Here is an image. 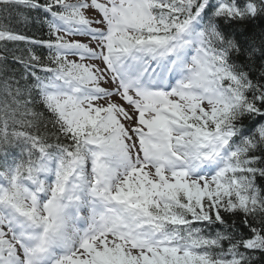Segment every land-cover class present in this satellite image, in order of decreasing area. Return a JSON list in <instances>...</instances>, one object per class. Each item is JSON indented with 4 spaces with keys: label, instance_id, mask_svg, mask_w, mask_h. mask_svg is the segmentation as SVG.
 <instances>
[{
    "label": "snow or ice",
    "instance_id": "obj_1",
    "mask_svg": "<svg viewBox=\"0 0 264 264\" xmlns=\"http://www.w3.org/2000/svg\"><path fill=\"white\" fill-rule=\"evenodd\" d=\"M257 22L264 0H0V264H264Z\"/></svg>",
    "mask_w": 264,
    "mask_h": 264
},
{
    "label": "trees",
    "instance_id": "obj_2",
    "mask_svg": "<svg viewBox=\"0 0 264 264\" xmlns=\"http://www.w3.org/2000/svg\"><path fill=\"white\" fill-rule=\"evenodd\" d=\"M12 26L17 31H20L29 36H34L36 38H41L46 33V28H42L40 24L35 23L34 21H29L27 25L23 23L17 24L13 22ZM262 29H264V24H261V22H257L255 25L252 26L251 34L255 35L257 43L259 42L260 33Z\"/></svg>",
    "mask_w": 264,
    "mask_h": 264
}]
</instances>
